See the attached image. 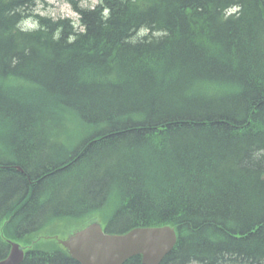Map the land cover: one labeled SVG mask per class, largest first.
<instances>
[{
    "label": "trees",
    "instance_id": "trees-1",
    "mask_svg": "<svg viewBox=\"0 0 264 264\" xmlns=\"http://www.w3.org/2000/svg\"><path fill=\"white\" fill-rule=\"evenodd\" d=\"M38 1L0 0V262L80 264L40 234L90 220L175 228L161 264H264V0Z\"/></svg>",
    "mask_w": 264,
    "mask_h": 264
},
{
    "label": "water",
    "instance_id": "water-1",
    "mask_svg": "<svg viewBox=\"0 0 264 264\" xmlns=\"http://www.w3.org/2000/svg\"><path fill=\"white\" fill-rule=\"evenodd\" d=\"M177 241V232L171 226L136 228L125 234H110L98 221L65 239H58L65 251L80 264H125L136 256L142 257L143 264H161ZM7 243L10 252L0 264H22L27 247L13 240H7Z\"/></svg>",
    "mask_w": 264,
    "mask_h": 264
},
{
    "label": "rangeland",
    "instance_id": "rangeland-1",
    "mask_svg": "<svg viewBox=\"0 0 264 264\" xmlns=\"http://www.w3.org/2000/svg\"><path fill=\"white\" fill-rule=\"evenodd\" d=\"M81 5L85 8L93 7L98 4V0H79ZM36 12L41 16H49L53 19L59 18H71L77 20L78 16L74 12L72 6L68 0H39L36 6ZM57 141L64 142V138L58 137ZM91 221H78L71 225H64V223H58V228H48L44 230L40 236L43 239H48L47 242H54V240L65 239L73 232L82 229L88 225ZM63 225V226H62ZM61 226V227H60ZM56 241V242H57ZM59 243V242H57Z\"/></svg>",
    "mask_w": 264,
    "mask_h": 264
},
{
    "label": "clouds",
    "instance_id": "clouds-1",
    "mask_svg": "<svg viewBox=\"0 0 264 264\" xmlns=\"http://www.w3.org/2000/svg\"><path fill=\"white\" fill-rule=\"evenodd\" d=\"M237 10H238V7L237 6H233V7H231V8L226 10V15L231 14L232 12H236ZM105 15H107V11H105ZM25 22L26 21H22L21 23H25ZM33 25H34V23H33ZM148 32H149L148 28H141L139 33H138V35H137V38L147 35ZM164 34L165 33H162V32L153 33V35L157 36V37L162 36ZM133 42H135V38H134Z\"/></svg>",
    "mask_w": 264,
    "mask_h": 264
},
{
    "label": "bare ground",
    "instance_id": "bare-ground-1",
    "mask_svg": "<svg viewBox=\"0 0 264 264\" xmlns=\"http://www.w3.org/2000/svg\"><path fill=\"white\" fill-rule=\"evenodd\" d=\"M19 27L23 29L25 27V23H19ZM17 170L22 172V169L20 167H17Z\"/></svg>",
    "mask_w": 264,
    "mask_h": 264
}]
</instances>
